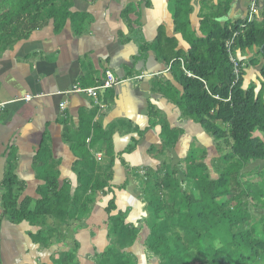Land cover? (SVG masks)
<instances>
[{"label":"crops","instance_id":"0c3cea01","mask_svg":"<svg viewBox=\"0 0 264 264\" xmlns=\"http://www.w3.org/2000/svg\"><path fill=\"white\" fill-rule=\"evenodd\" d=\"M58 6H69L71 17L65 23L57 27L45 11L42 26L0 57V103H7L0 110V264H54L68 252L77 255L76 264H95V254L111 243L107 207L113 198L116 213H127L128 223L142 227L132 247L141 262L149 256L148 170L181 171L192 150L200 149L217 177L213 159L221 156L215 137L183 115L177 101L184 88L173 63L179 58L193 76L184 67L191 43L212 32L239 28V35L251 24L242 27L250 0H70ZM259 6L252 26L264 30V0ZM233 49L244 71V90L253 89L264 99V45ZM107 72L118 83L99 90L97 99L70 92L102 86ZM164 125L182 132L165 150ZM256 136L264 142V133ZM82 144L108 184L106 194L99 190L94 195L84 221L67 224L65 217H42L16 222L5 213L8 178L16 183L18 203L31 199V210L47 194L48 178L60 188L69 184L73 195L80 184L75 167L83 151L76 147ZM263 171L264 160L245 169L251 207L258 214L264 209L256 191ZM52 228L56 235L50 237ZM41 229L48 240L36 237Z\"/></svg>","mask_w":264,"mask_h":264},{"label":"trees","instance_id":"16d2710c","mask_svg":"<svg viewBox=\"0 0 264 264\" xmlns=\"http://www.w3.org/2000/svg\"><path fill=\"white\" fill-rule=\"evenodd\" d=\"M69 1L0 0V57L42 26L45 11L55 19L57 27L65 23L71 17L69 6L58 4ZM238 30H225L220 35L212 32L209 38L191 43L184 67L193 76H188L179 58L173 63L184 88L177 101L183 115L201 123L220 148L225 143L229 150L213 159L217 177L212 176L205 162L206 152L200 149L192 150L181 171L176 167L148 170L146 198L150 217L146 221L149 231L145 248L159 264H264V230L258 234L251 225L254 199L250 186H246L245 173L249 164L264 160V142L256 136L258 131L264 133V99L256 96L253 89L244 90L243 70L236 81L226 42ZM253 45H264V30L251 23L240 31L233 52ZM181 133L164 125L163 150L175 145ZM76 150L81 157L75 167L80 184L73 195L69 184L60 188L56 179L48 178L47 194L31 210V199L18 203L16 183L8 178L2 198L5 213L16 222L42 217H65L67 224L84 221L95 202L94 195L108 184L102 181L101 169L85 144ZM116 211L113 198L107 207L111 243L95 254V264H140L132 247L142 227L128 223L127 213ZM50 231V237L56 235L53 228ZM36 237L48 240L42 229ZM79 245L76 243L77 248ZM76 259L75 253L68 252L54 264H76Z\"/></svg>","mask_w":264,"mask_h":264},{"label":"built area","instance_id":"2783aa9c","mask_svg":"<svg viewBox=\"0 0 264 264\" xmlns=\"http://www.w3.org/2000/svg\"><path fill=\"white\" fill-rule=\"evenodd\" d=\"M259 2H260V0H250V11H249V14H248V17H247L245 24L242 26L243 28H245V26L247 24L253 23V21L255 20L258 12L260 10ZM237 36H238V32H236L230 39H228V41L226 43V47L230 53V59L234 65V73L237 76V78L239 79L240 75H241V65L232 53V49H233V46L235 45V40H236ZM117 83H118V81L114 77V75L111 72H107V80L105 81V83L102 86L95 87V88L75 87L73 89V91H70V92L87 93L89 95L94 96L97 99V95H98L97 92L99 90L110 88ZM30 99H31L30 97L26 98L27 101ZM96 102L98 103V100H96ZM66 104H67L66 102L61 104V109L63 111L66 110ZM6 105H7V103H0V110H3L6 107Z\"/></svg>","mask_w":264,"mask_h":264},{"label":"rangeland","instance_id":"374dc122","mask_svg":"<svg viewBox=\"0 0 264 264\" xmlns=\"http://www.w3.org/2000/svg\"><path fill=\"white\" fill-rule=\"evenodd\" d=\"M222 145L224 146V148L219 147V149H222V151H220L221 155L229 150V147L227 144L222 143ZM212 172H213L212 174L215 175V172L213 169H212ZM261 177H262V180L259 179L258 180L259 183L256 185V191H259V194L257 196V203L259 206L264 205V171H263ZM256 180H257V178H254V181H256ZM260 192H263V193L260 194ZM147 200H148V197H147ZM251 210L255 214V216H253V219L251 221V225H252V227H254L257 230V232L259 234V232L264 230V215L261 214V212L264 214V212H263L264 209H262L258 214L256 212L254 205H253V207H251ZM140 264H159V263H158V260L156 258H152L151 256L145 255V256H143Z\"/></svg>","mask_w":264,"mask_h":264}]
</instances>
